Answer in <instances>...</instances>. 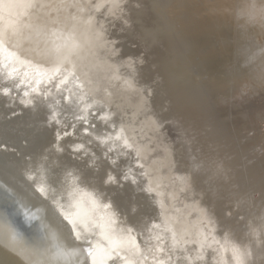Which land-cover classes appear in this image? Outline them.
I'll list each match as a JSON object with an SVG mask.
<instances>
[{"label":"water","instance_id":"1","mask_svg":"<svg viewBox=\"0 0 264 264\" xmlns=\"http://www.w3.org/2000/svg\"><path fill=\"white\" fill-rule=\"evenodd\" d=\"M114 21L116 41L103 39L94 56L85 44L88 63L108 67L94 73L71 58L73 48L65 61L29 68L8 38L0 40V264L149 263H134L129 250H147L143 257L158 264H222L224 247L249 236L215 201L199 155L205 136L219 142L209 148L225 153L234 175L254 167L244 158L249 148L235 150L242 122L231 143V116L217 114L211 95L199 101L173 91L170 67L164 76L158 65L161 38L149 28L139 31L148 55L131 68L139 39ZM118 81L147 99L135 103Z\"/></svg>","mask_w":264,"mask_h":264},{"label":"rangeland","instance_id":"2","mask_svg":"<svg viewBox=\"0 0 264 264\" xmlns=\"http://www.w3.org/2000/svg\"><path fill=\"white\" fill-rule=\"evenodd\" d=\"M66 1L67 0H48L46 2L47 5L44 7L42 6L39 12L42 21L38 32L41 30L56 31L61 34L62 43L72 40V34L75 32V30L68 31L59 26L60 20L59 18L57 19V17L60 16V12L62 7L66 5ZM136 1L132 0L131 3L128 4L129 6H126L127 10L125 12L128 15H125V12L116 15V22L120 24L119 26H121L122 29L128 32L131 29L129 32L130 35L136 40L139 39L138 42L132 45L134 47V52L139 54V64H141L145 60H143V57H140V55L144 53L145 56H147L148 54L144 52L145 47L143 45L145 44V40H140L139 31L142 29L144 30L146 26L151 29H158L157 26L159 25L160 31L165 33V28L162 27L163 24L156 23L155 17L151 16L152 14H148V16L146 14L145 17L148 19L143 22V20L137 18V13L138 15H143L144 12L148 13L150 6V10L153 11L154 5L158 3L160 6L159 8L167 13L171 5L174 6L177 3L176 1L172 3L174 0H143V4L142 0ZM144 1H147L148 8L144 6ZM261 1L264 2V0ZM261 1L212 0V2L204 1L202 3L200 0L199 6H195V9L205 5L207 6L208 4H210V8L206 10L204 7L205 10H199V17L206 16L211 10H214V12L203 21L202 26L197 31L192 33V36L195 37L188 38L187 41L184 40V47L186 48L181 44L182 40L179 34L176 36L175 33L169 34L170 32L172 33L171 29L168 35H166L168 36L167 39H164L166 36L161 38L159 34H155V38H161L160 40L156 39V42L161 46L157 51L160 57L158 58V65L161 67L162 71H164V76L169 68V65L167 67L166 60L162 59L166 53L172 56L168 58V61L170 58L182 60L180 72L171 70L175 64L170 68L171 73L167 71L168 76H172L173 88L175 89L173 91L185 95L191 92L192 94H196V99L199 101L206 99L207 95H211L212 98H214L213 100L222 99L224 100L223 104L217 106L215 103L218 109L217 114L228 118L229 116L235 117L239 119L240 123L242 122L239 133L236 136L237 138L235 139L238 141L239 145L241 144L240 147L242 146L243 148L235 147V150L237 149V152L243 153L246 148H249V153H245L246 156L244 158L247 163H254V167L253 165H246L243 173L236 168L238 170H235L237 176L234 175L233 171H229L228 169L230 166L226 168L225 162L223 161L225 153L221 152V149H215L214 151V148H209L213 147L215 144L217 145L219 142L211 141L205 136L200 139L202 143L208 145V149L207 146L203 147L199 155L206 185L208 184L207 182H210L217 187L218 194H216L215 201L218 202V204H225V211L232 216L231 219H233L232 221L234 223L241 222V231L242 228H244V230H246L245 228L248 229L249 236L246 238V241H237L239 243H236L242 246L247 257L252 259L253 264H264V255H261L257 248L254 249L257 238H259L262 243L264 242V74L257 75L258 72H264V49L260 48V45L264 43V25H262L264 6ZM76 2L80 4L79 0ZM133 2H135L136 5ZM243 2L245 4L242 5V7L247 5V9L249 8L252 10L250 13L246 11L247 17L244 16L245 18L241 17V15H243L241 13L231 11L232 9H236L237 6H241ZM39 3L40 1L35 3L34 8L38 9ZM131 4L133 5L132 7ZM67 6L70 7L71 5ZM133 7L136 8L134 9L135 11ZM76 8L79 9V6ZM222 8L226 9L223 11ZM130 9L132 12H128ZM136 10L139 12H136ZM175 10L178 11L180 9L175 6ZM220 10L225 13L224 16H219L218 13ZM42 11H45V14H42ZM181 11H184V9L181 8ZM233 14H237L242 20L238 21L240 19L236 18ZM113 15H108V17L105 18L107 22H105L106 26L102 27V30L109 32L110 37L117 39V37L114 36L115 29L112 28L114 26L112 21L114 20ZM174 15L176 18L172 20V22L174 21L177 26V24H179L177 23L179 14L175 13ZM70 16L72 17V14H70ZM124 16L127 17L126 20ZM108 18L112 23H108ZM123 20L125 22H123ZM127 24H131L130 26H133L134 29L136 26L135 30L137 32H135L134 29L132 30L133 27L131 28ZM127 26L130 28L128 29ZM177 27L183 28L184 26L178 25ZM41 33L44 35V40L49 41V36L43 32ZM162 39L166 41H162ZM114 41L115 40H112L111 43ZM187 46L192 48L188 49ZM195 47L201 50L202 56L195 54ZM171 48L173 49L170 50ZM256 53L258 54L256 55ZM150 56L156 57L155 54ZM130 63L129 61L127 62L131 67ZM184 78H188L189 80L192 79L195 83L198 82V79H203L198 82L203 85L201 88L196 87V89L188 85L190 89H187L181 84V79ZM159 79L162 80L160 75ZM194 82L193 84H195ZM220 106L224 107L220 108ZM232 106L238 110L235 116L231 115L232 111L230 109ZM206 107L211 110L210 107L212 106L206 103ZM229 107L230 109L227 111ZM217 114H215V116ZM240 123H230V131L234 130V132H231L230 135L227 136V139L231 143H237L233 141V135L236 134ZM249 224L253 227L250 228ZM248 238L251 241H249Z\"/></svg>","mask_w":264,"mask_h":264},{"label":"bare ground","instance_id":"3","mask_svg":"<svg viewBox=\"0 0 264 264\" xmlns=\"http://www.w3.org/2000/svg\"><path fill=\"white\" fill-rule=\"evenodd\" d=\"M39 1H40V3L38 4V9L34 8V6H35L34 4L38 3ZM47 1L48 0H0V40H3L5 42L6 38H8V41H9L8 46H10V47L12 46L14 50L18 51V54H17L18 59H22L21 57L23 56L25 61L28 62L26 65L29 68H31L30 65H32V68H34V66L36 67L35 63H37V62H40V64H42V65L43 64H47V65L53 64L54 65V64H56L57 61H65L68 59V57H70L71 49L73 48L75 50L72 54L73 56L71 55V58L72 57L78 58L79 64H83V66L87 70V72L94 73L95 70L97 71L99 68L107 69L108 67H106L105 65L98 66V63L96 64L95 61L90 60V62L88 63V61H87L88 60V52L86 51V48H87V46H88V48L91 47L92 49H90L91 51H90L89 55L92 54L94 56V54H96L95 52L97 51V49L102 48V45L104 44L103 39L106 41H109V43L112 40L116 41L115 38L109 36L110 35L109 32L102 30V27L106 26L105 25V22H106L105 16L106 15L112 16L114 14L113 19L114 20H115V18L117 19L116 15L122 14L123 12H125L127 10L126 6L128 4H130L132 0H79L80 4H78L76 2L77 0H67L66 5L64 7H62V10L60 12V16H58L57 19L59 18V20H60L59 26H61L63 29L68 30V31H74L75 30V32L72 34V40L66 41L63 43L61 41L62 40L61 34L57 33L56 31L41 30L38 32V29H39L41 21H42L41 15H39V12H40L42 6L44 7L47 5V3H46ZM134 1H136V0H134ZM175 1L177 4L174 6L171 5V8L169 10H167V13L164 12V10H161V8H159L160 7L159 3L154 5L153 11L150 10L151 6L148 9V11H149L148 13L143 11L145 13V15L147 14V16H148V14H151L150 12H153V15H151V16L155 17L154 19H155L156 23H159L161 25L163 24L162 27L165 28L164 29L165 33L160 31L159 25L158 26L156 25L158 27V29H151L147 26H146V28H149V30L152 31V32L151 31L150 32L153 34V38H155L156 33L159 34V36H161V38H163V36L168 35V33L170 32V29H171L172 33L170 32L169 34L175 33V36L179 34L180 39L182 40L181 44H184V46H185L184 40L187 41L188 38L195 37V36H192V33L197 31L202 26L203 21L206 18H208L209 15L214 12V10L209 11L206 14V16L204 15V16L199 17L198 11L209 9L210 4H208L207 6L205 5V6L198 8V9H195V6H199L200 0H174V1H172V3ZM201 1H202V3L204 1L212 2V0H201ZM133 3L136 5L135 2H133ZM145 3H144V6H146V8H148V6H147L148 4L146 3V5H145ZM261 3L264 6V2L261 1ZM132 4H131V7L134 5V4L133 5ZM142 4H143V0H142ZM244 4L245 3L243 2L241 4V6H237L236 9H232L231 11L243 14V15H241L242 18L247 17L246 11L248 13H250V12H252V10L249 8L247 9V7H246L247 5L242 7V5H244ZM67 5H71V6L68 7ZM77 6H79V9L76 8ZM175 6L177 8H179L180 10L176 11ZM204 7H205V9H204ZM137 8H138V6H137ZM181 8H183L184 11H181ZM131 9L128 10V12L129 11L132 12ZM134 9H136V8L133 7V10ZM222 9L224 11L226 8H222ZM223 11L220 10V12L218 13L219 16L225 15V13ZM136 12H139V11L136 10ZM175 13L179 14V17H177V23H179V24H177V26L183 25L184 26L183 28L177 27L175 22L174 21L172 22V20H175V18H176L174 15ZM42 14H45V11H42ZM70 14H72V17L70 16ZM124 14L128 15V14H126V12ZM139 15H142V14H139ZM139 15L137 13V18L141 19V17ZM233 15L236 18L240 19L238 21L242 20L237 14H233ZM124 19L126 20L127 17L124 16ZM146 19H148V18L145 17V20H143V22H145ZM114 20H113V24L115 22ZM123 22H125V21L123 20ZM140 24H142V23H140ZM127 25L130 26L131 24H127ZM133 25H134V23H133ZM262 25H264V18H262ZM124 27H126V26H124ZM130 27L127 26L128 29ZM139 28H141V27H139ZM133 29H134V27L132 28V30ZM135 29H136V26H135ZM138 30H140V29H138ZM167 30H169V31H167ZM130 31H131V29H130ZM153 31H156V32H153ZM41 32H43L44 34H47L49 36V41L44 40V35ZM135 32H137V31L135 30ZM106 35L108 36V38ZM165 38L167 39L168 36L164 37V39ZM76 45H78L79 47L75 48ZM263 45H264V43L260 45V48L264 49ZM184 48H186V47H184ZM187 48L191 49L192 47L187 46ZM172 49L173 48H171L170 50H172ZM194 52H195V54H199L202 56L201 50H198L197 47L194 48ZM257 54L258 53H256V55ZM263 55H264V52H263ZM140 57H141V55H140ZM170 57H172V56H170ZM129 59H130L129 62H131L130 65L132 68H135L133 63H135V62L138 64L140 63L139 62V55L138 56L131 55V57ZM180 60L179 59L177 60L176 58L175 59H173V58L169 59V61H170L169 67L170 68L173 64H175L171 70H173L174 72L175 71L176 72L181 71L182 60H181V62H180ZM95 66H97V67H95ZM263 74H264V72L263 73L262 72L257 73V75H263ZM60 75H61V73L56 75L55 80L57 78H59ZM129 79L131 80V82H134V79L137 80L134 77H133V79L132 78H129ZM181 80H182L181 84L187 89H190L188 87V85H190L193 89H196V87L201 88L203 85L201 83H198V82L202 81L203 79L202 80L198 79V82L196 81L197 83H195L194 80H192V79L189 80L188 78H184ZM4 81L6 82V80H4ZM193 82L195 84H193ZM3 84H4L3 87H6L7 83H3ZM117 84L121 86V90L124 88L126 89L127 87H130V90H131L130 96L135 97V98H133L135 103L137 102V103L142 104V102L147 99V98H144L145 95H140L139 97H137L135 92L138 93L139 91L134 90L133 87L130 86L129 81H128V83L125 81H123V82L118 81ZM48 85H50V84H48ZM47 86H45V88ZM107 88L111 90V86H109ZM60 89L61 88H59V90ZM214 101H215L217 106L223 104V102H224V100H222V99H216ZM225 105H226V103H225ZM159 107H160V105H159ZM223 107L224 106H220V108H223ZM229 109H230V107L227 109V111H229ZM230 110L232 111L231 115H234V116L236 115V112H238V110L235 109L234 106H232ZM147 120L149 121L148 123L154 122L152 120L151 116H148ZM230 120H231L232 124H239L240 123L239 119H237L235 117L230 118ZM154 124H156V123L154 122ZM258 178H259V176H258ZM255 179H257V178H255ZM249 220H248V222H249ZM249 227L252 228L253 226H251L249 224ZM254 233H255V231H254ZM202 235H203V233L199 234L200 237H202ZM205 236L207 238H209L210 237L209 232H206ZM249 241H251V240L249 239ZM233 242L234 241H232V245H228V246L224 247V249H226L227 253H225V254L223 253L220 256L221 257L220 260L222 261V264H253L252 259L247 257V254L244 251V249L242 248V246L238 245L236 243H233ZM255 243H256V244H254L255 247H257V249L261 253V255H264V242L262 243L261 240L259 238H257V241ZM122 248L127 250V251L129 250L127 246H122ZM127 251H125L124 253L127 255V253L130 252L131 258L134 261V263L136 262L135 260L138 259L139 257L141 258V260L145 259V260L149 261L148 264H158L159 263L158 259H156L155 256H153V258L143 257L146 255L149 256V253L147 252V250H144L141 252L139 250H138V252H136L135 250H133V251L129 250L128 252ZM2 252H4V251H2ZM8 253L9 254L3 253L6 256V259H10V260H13L16 262L18 261L16 255H15V252H12L13 254L10 252H8ZM50 256H51V254H50ZM38 260H43L41 262L46 264L45 258L42 257L41 259H38ZM24 261L27 263H31L32 259L30 260L29 258L24 257ZM21 264H25V263L21 262ZM57 264H65V263L63 261H58Z\"/></svg>","mask_w":264,"mask_h":264}]
</instances>
